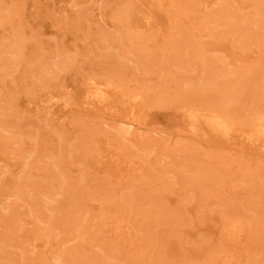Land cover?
<instances>
[{
	"label": "rangeland",
	"instance_id": "374dc122",
	"mask_svg": "<svg viewBox=\"0 0 264 264\" xmlns=\"http://www.w3.org/2000/svg\"><path fill=\"white\" fill-rule=\"evenodd\" d=\"M257 111L264 0H0V264H264Z\"/></svg>",
	"mask_w": 264,
	"mask_h": 264
},
{
	"label": "bare ground",
	"instance_id": "6f19581e",
	"mask_svg": "<svg viewBox=\"0 0 264 264\" xmlns=\"http://www.w3.org/2000/svg\"><path fill=\"white\" fill-rule=\"evenodd\" d=\"M235 16V15H234ZM193 52V51H192ZM91 81V80H90ZM93 81V80H92ZM163 83V82H162ZM166 83V82H164ZM93 85V84H92ZM100 84H96V86L93 87L94 93L97 94L98 97H103L104 92L103 89H101V87L99 86ZM92 88V87H91ZM165 88V87H163ZM193 88V87H192ZM159 90H162V87L158 88ZM169 90V89H168ZM236 91V90H235ZM163 92V91H161ZM165 92V89H164ZM168 93V92H167ZM136 95V94H135ZM135 95H133L132 97H136ZM169 95V93H168ZM131 98V97H130ZM192 99V98H191ZM219 99V98H218ZM258 112V111H257ZM198 113V112H197ZM212 114L209 115L206 118V125H208L210 128L214 129V131H218V132H222V133H226L227 131L230 130V126H231V122H230V118L228 115H225L223 112H219L216 110H213L211 112ZM192 115V114H191ZM193 121L196 120V118L198 119V117L192 115ZM250 122L254 127V131L258 134H262L264 133V113H262L261 111L256 113V114H252L251 118H250Z\"/></svg>",
	"mask_w": 264,
	"mask_h": 264
}]
</instances>
